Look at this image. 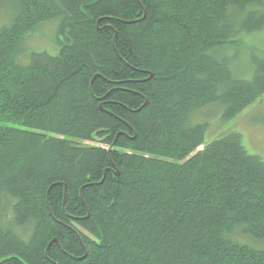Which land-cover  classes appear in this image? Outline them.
Masks as SVG:
<instances>
[{
    "label": "trees",
    "instance_id": "1",
    "mask_svg": "<svg viewBox=\"0 0 264 264\" xmlns=\"http://www.w3.org/2000/svg\"><path fill=\"white\" fill-rule=\"evenodd\" d=\"M0 8V264H264V162L205 140L264 96V0Z\"/></svg>",
    "mask_w": 264,
    "mask_h": 264
},
{
    "label": "rangeland",
    "instance_id": "2",
    "mask_svg": "<svg viewBox=\"0 0 264 264\" xmlns=\"http://www.w3.org/2000/svg\"><path fill=\"white\" fill-rule=\"evenodd\" d=\"M8 12L7 9L5 11L4 8H0V23L8 15ZM57 25V20H51L42 24L37 32L23 41L21 50L27 53H47L50 56H56L60 48V44L58 43L59 38L56 34ZM245 46H243V49L236 56L237 61L234 62L235 72L237 70L239 72V69L247 63L250 55L257 58L264 56V31L259 33L257 37L247 39ZM243 69L247 68L243 67ZM239 74L242 75V73ZM240 78L248 80L250 79V74L248 77ZM212 118L206 119L209 124L205 136L206 144L223 134L235 132L241 135L242 144L247 152L258 156L264 162V96L246 108L233 120L222 124V126H220V123H216V119L210 122L209 120H212ZM191 123L197 124V122L192 121Z\"/></svg>",
    "mask_w": 264,
    "mask_h": 264
}]
</instances>
